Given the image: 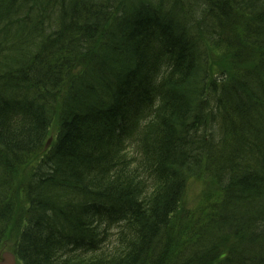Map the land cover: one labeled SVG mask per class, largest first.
<instances>
[{"label":"trees","instance_id":"obj_1","mask_svg":"<svg viewBox=\"0 0 264 264\" xmlns=\"http://www.w3.org/2000/svg\"><path fill=\"white\" fill-rule=\"evenodd\" d=\"M204 1L129 0L127 30L107 0H0V248L25 205L20 264H264V0ZM117 88L147 112L114 141L91 101ZM198 177L216 193L178 239Z\"/></svg>","mask_w":264,"mask_h":264},{"label":"bare ground","instance_id":"obj_2","mask_svg":"<svg viewBox=\"0 0 264 264\" xmlns=\"http://www.w3.org/2000/svg\"><path fill=\"white\" fill-rule=\"evenodd\" d=\"M102 1L103 0H101V2ZM130 1H132V0H130ZM192 1L194 2L195 0H192ZM260 1L261 0H256L254 2L259 3L258 5L260 6L261 5ZM107 2L112 5V7H113L112 12L118 13L116 21H117V26L120 29L126 28L128 30V27L132 23V21L130 19H133L136 15L139 17V14L137 13V11H134V13L132 12L133 13L132 16L129 18V14L132 11V8H128V6H127V3L129 2V0H107ZM105 3L106 2H104L102 4L104 5ZM146 3H150V2H147V1L141 2V3L138 2V4L141 5V8L149 9L150 4H146ZM200 3L204 4V5L207 4L204 0H200ZM100 5H101V3H100ZM94 6H96V8L98 7V5H96V4ZM81 11L84 12V8H82ZM263 16H264V14H263ZM263 18L264 17H261L259 19V21L262 22ZM255 27H256L255 30L257 32V35L260 34V32H262V26L261 27L255 26ZM263 28H264V26H263ZM104 92H106V91H104ZM104 92L100 93L98 95L99 98L91 97V98H93L92 99L93 101H91V104L93 105V107L98 112H100L99 114L105 115L108 118L107 123L111 124L110 127L116 130L115 133H117V132L120 133L118 136H116L114 138V141H116L119 136L124 137V135L126 133H128L132 130L133 127L130 128L131 125H129L128 123H131L132 121L134 123L135 120L137 121L138 119H140L141 118L140 116L147 112V108L142 110V112L140 114L135 113V112H131V111H127L125 113V115H123L124 114L123 111L125 110V106L129 105V107H130V105L132 104L131 101L133 100V98H131L132 97L131 91H123L122 89L117 88V89H111L110 93L109 92L104 93ZM9 99L11 102L13 99V96L6 98V100H9ZM151 100L152 99H150V101ZM2 101H3V99L0 98V103ZM19 103L23 104V101L22 102L19 101ZM111 108H116L117 113L115 111H113ZM111 113H114V115L112 116ZM102 115H101V117L105 118V116H102ZM115 115H116V117L113 118ZM8 120H9L8 122H9L10 126H12L14 123L12 116L9 117ZM102 131H103V134L108 135L109 137L114 136L113 133H108L107 130H102ZM152 148L154 150H158V143L156 145H154ZM66 180L67 179H62L63 182H66ZM107 210L110 211L109 213L112 216H115L116 207L114 205H112V208L107 207ZM69 257L72 258L73 260L77 259L76 256H73V257L69 256Z\"/></svg>","mask_w":264,"mask_h":264},{"label":"rangeland","instance_id":"obj_3","mask_svg":"<svg viewBox=\"0 0 264 264\" xmlns=\"http://www.w3.org/2000/svg\"><path fill=\"white\" fill-rule=\"evenodd\" d=\"M148 120L151 121L152 118ZM55 130H56V122H54L51 128L50 136L48 138V140L51 141L50 144L54 143V138L56 135ZM135 149H136V145L134 147V150ZM134 150L127 149L126 152L129 154V157L131 158L136 157L138 159L137 154L135 155L136 151ZM36 161H34L28 166L23 167L21 171L18 173V180L16 182V186H17V189H16L17 198L16 199H17V203L19 204V206L24 203L22 196L20 195L22 184L25 182L27 177L32 172L33 166ZM215 193H216L215 186L212 185L209 181L205 180L203 177L194 178L188 183V186H187V189L184 195V199L180 206V210L174 218L175 229L173 226V232L178 239L181 235V231H183V229L185 227L187 228V226L189 225L187 222L189 216L197 212L198 209L201 208L202 206L212 202V199L215 196ZM20 209H22L21 212H19ZM26 209L27 208L24 205L18 209V215L16 212L15 222L11 225V228L7 234V237L2 243V246L0 248V261H3L2 257L6 253H9V254L15 253L16 235H17L18 229L21 227L20 225H17V221L19 223L23 221V217L25 215ZM183 233H185V231ZM171 243L175 244L176 241H171ZM17 264H20V262L17 261Z\"/></svg>","mask_w":264,"mask_h":264},{"label":"water","instance_id":"obj_4","mask_svg":"<svg viewBox=\"0 0 264 264\" xmlns=\"http://www.w3.org/2000/svg\"><path fill=\"white\" fill-rule=\"evenodd\" d=\"M48 144H47V146H48ZM0 264H16L15 257L11 254H5L3 256V261H0Z\"/></svg>","mask_w":264,"mask_h":264}]
</instances>
